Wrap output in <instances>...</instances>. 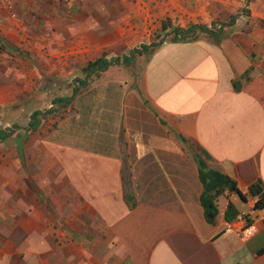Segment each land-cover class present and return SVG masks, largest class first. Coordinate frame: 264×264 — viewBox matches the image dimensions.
<instances>
[{"label":"crops","instance_id":"crops-1","mask_svg":"<svg viewBox=\"0 0 264 264\" xmlns=\"http://www.w3.org/2000/svg\"><path fill=\"white\" fill-rule=\"evenodd\" d=\"M96 1L76 15L109 16ZM247 9L219 44L165 41L149 48L139 88L113 77L94 80L62 117L9 133L0 149V264H264V208L254 210L256 199L247 195L255 182L264 186V0ZM93 22L68 24L69 33H80L76 47L53 29L38 48L52 52L55 40L70 54L90 50L89 59L91 49L105 46L104 28ZM7 29L20 40L36 28L0 33ZM60 61L70 67L73 60L65 54ZM179 135L246 197L220 195L213 224L205 221L197 165ZM229 202L239 212L231 222L224 219Z\"/></svg>","mask_w":264,"mask_h":264},{"label":"rangeland","instance_id":"rangeland-1","mask_svg":"<svg viewBox=\"0 0 264 264\" xmlns=\"http://www.w3.org/2000/svg\"><path fill=\"white\" fill-rule=\"evenodd\" d=\"M99 1L104 6L103 10L110 13L109 16L96 18L91 17L89 13L86 17L76 15L83 4L91 7L97 3L96 0H47L44 2L0 0V7L3 8L4 5V16L0 19V28H36L34 31L23 30L22 35L25 32V37L20 40L16 39V32L15 38L10 35L12 32L10 29L0 33V129L11 133L21 126L28 127L30 121L27 123V120H30L31 114L37 111L36 108L40 109L41 114L37 115L40 119H47L51 115L45 113L48 110H52L54 116L62 117L69 104L57 103L59 97L56 96L64 94V89L70 87L68 95L71 97L75 88L79 91L84 89L80 85L81 82L89 85L94 80L113 77L112 80L122 79L126 83L130 82L131 87L139 88L142 69L149 55V50L145 51L143 45L170 41L175 28L186 30L194 24L205 25L213 32L222 31L226 36L231 31L230 27L234 21L248 14L247 8L253 0ZM50 7H52L51 12L46 10ZM68 9L72 10L74 15L72 18L67 16ZM116 12L119 14L113 16ZM85 19L94 21V24L97 21V25L100 24V28L101 26L104 28L102 35L105 46L102 51L96 48L91 49L93 55L87 59L85 54L90 50L85 51V54L76 52L70 54L69 49H64V45L57 49L54 46L55 40L49 42L53 43L51 47L54 51L52 52L38 48L40 41L44 40L41 36L46 38L44 40L46 43L54 36V30L57 31L56 39L65 40L66 38V41H72L71 45L76 47L80 33H69L68 28L72 27L68 24L72 23L73 28H80L81 22ZM39 28H45V31ZM190 38L200 42L214 41L211 35L200 31L193 32ZM42 52L51 60L45 61ZM65 54L69 58L72 57L70 67L60 61ZM100 57L108 61L115 60V63L101 71L90 73L83 71L88 62ZM127 57L133 59L128 64L125 62ZM16 58L26 60L25 64L18 66ZM28 58L30 60L40 58L41 61L34 62ZM34 69H38L41 76L30 75ZM69 69L72 70V74L67 77H57L59 72L65 73ZM16 70L25 71L26 75L24 77L16 75ZM184 144L190 153H198L194 142L185 141ZM0 149H4V139H0Z\"/></svg>","mask_w":264,"mask_h":264},{"label":"trees","instance_id":"trees-1","mask_svg":"<svg viewBox=\"0 0 264 264\" xmlns=\"http://www.w3.org/2000/svg\"><path fill=\"white\" fill-rule=\"evenodd\" d=\"M166 28V26H164ZM200 31L207 33L213 37V40L216 44H219V42L225 37L222 33V31L219 32H213L212 30H209L207 26L205 25H192L188 29H180L175 28L173 31V37L170 41H194L190 38V35L193 32ZM158 44H151V45H143V49L145 51L149 50L151 47H156ZM133 59L132 57L125 58V62L128 64ZM112 63H115V60H106L104 57H100L92 62H88L87 65L83 68V71L85 73H90L91 71H101L104 70L106 67L111 65ZM76 82H79V80H76ZM81 87L85 88L87 86L86 83L81 82ZM234 88L238 89L237 84L234 82ZM79 90L75 88L72 91V96L70 97H59L57 99V103H67L69 104L72 97L75 96ZM52 110H48V114H52ZM41 112L39 110L35 111L30 116V122L28 124V127L31 130H35L39 123L40 118L37 117V115H40ZM9 133L5 130L0 129V139H6L8 138ZM180 141L185 142L184 138L182 136H178ZM193 159L196 162L197 170H198V178L202 186V191L199 196V202L203 209V214L205 221L208 224H213L215 222L216 216L218 214L217 209V199L220 195H223L225 192L235 193L240 200L246 201V197L244 194L240 192L238 189L236 182L227 176L226 174L222 173L218 169H215L208 165L206 160L202 158V156L199 153H193ZM247 195L251 198H255V202L253 205L254 210H260L264 208V186L262 185L261 181H257L248 188ZM124 197L126 201L132 205L133 196L130 192V180L129 177L124 178ZM239 214L236 207L229 202L226 210L224 212V219L227 222H231L234 220L237 215ZM247 223H249V220H247ZM264 252V248L259 251V253Z\"/></svg>","mask_w":264,"mask_h":264},{"label":"built area","instance_id":"built-area-1","mask_svg":"<svg viewBox=\"0 0 264 264\" xmlns=\"http://www.w3.org/2000/svg\"><path fill=\"white\" fill-rule=\"evenodd\" d=\"M240 218L244 220L245 223H247V220H249L248 216L245 213H240Z\"/></svg>","mask_w":264,"mask_h":264}]
</instances>
